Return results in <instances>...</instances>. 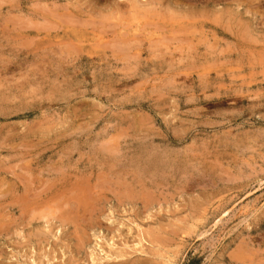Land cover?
Returning a JSON list of instances; mask_svg holds the SVG:
<instances>
[{"label":"rangeland","instance_id":"374dc122","mask_svg":"<svg viewBox=\"0 0 264 264\" xmlns=\"http://www.w3.org/2000/svg\"><path fill=\"white\" fill-rule=\"evenodd\" d=\"M0 229V264H264V0H0Z\"/></svg>","mask_w":264,"mask_h":264},{"label":"bare ground","instance_id":"6f19581e","mask_svg":"<svg viewBox=\"0 0 264 264\" xmlns=\"http://www.w3.org/2000/svg\"><path fill=\"white\" fill-rule=\"evenodd\" d=\"M28 176V175H27ZM25 180V179H24ZM70 185V184H69ZM79 186V185H78ZM86 186V185H85ZM26 190V189H25ZM64 190V189H63ZM81 191V190H80ZM94 191V190H93ZM124 193V192H123ZM24 194V193H23ZM35 194V193H34ZM75 194V193H74ZM6 195V194H5ZM25 195V194H24ZM33 195V194H32ZM79 195V194H78ZM81 195V194H80ZM56 196V195H55ZM28 197V196H27ZM32 196H30V198H31ZM36 197V196H35ZM67 197V196H66ZM52 198V197H51ZM127 198V197H126ZM73 199V198H72ZM58 200V199H57ZM61 200V199H60ZM54 201V200H53ZM82 202V201H81ZM60 203V202H59ZM82 203H85V202H82ZM59 205V204H58ZM34 207V206H33ZM32 208V207H31ZM36 208V207H35ZM86 208V207H85ZM27 209V208H26ZM52 209V208H51ZM21 210V209H20ZM33 210H34V208H33ZM39 211V210H38ZM47 211V210H46ZM50 211H52V210H50ZM30 212V211H29ZM29 212H27V213H29ZM48 212H49V210H48ZM53 213V212H52ZM3 214V213H2ZM25 214V213H24ZM30 214V213H29ZM33 215H34V213H32ZM40 215V214H39ZM47 215H49V214H47ZM24 216V215H23ZM73 216H74V214H73ZM43 217H45V216H43ZM29 218V217H28ZM34 218H35V215H34ZM33 217L31 218V220H33L34 219ZM38 218H39V216H38ZM37 218V219H38ZM40 219H41V215H40ZM43 219V218H42ZM45 220V218L43 219V221ZM64 220V219H63ZM28 221H30V220H28ZM47 221V220H46ZM32 222V221H31ZM49 222V221H48ZM9 223V222H8ZM45 224V223H44ZM49 226H50V224H49ZM63 226V225H62ZM44 227V226H43ZM77 228V227H76ZM10 229V228H9ZM1 230V229H0ZM43 232V231H42ZM40 233V232H39ZM42 234V233H41ZM40 234V235H41ZM29 235V234H28ZM44 235H42V237H43ZM29 237H30V235H29ZM45 237H47V236H45ZM52 237H53V235H52ZM34 239V238H33ZM45 239V238H44ZM47 241V240H46ZM45 241V242H46ZM56 244V243H55ZM22 246V245H21ZM44 257V256H43ZM110 257V256H109ZM121 258V257H120ZM121 264V263H120Z\"/></svg>","mask_w":264,"mask_h":264}]
</instances>
